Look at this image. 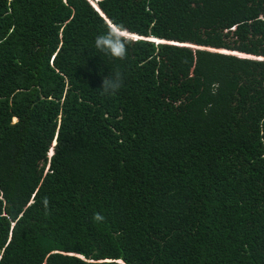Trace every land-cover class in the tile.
<instances>
[{
  "label": "trees",
  "instance_id": "trees-1",
  "mask_svg": "<svg viewBox=\"0 0 264 264\" xmlns=\"http://www.w3.org/2000/svg\"><path fill=\"white\" fill-rule=\"evenodd\" d=\"M0 264H264V0H0Z\"/></svg>",
  "mask_w": 264,
  "mask_h": 264
},
{
  "label": "clouds",
  "instance_id": "clouds-1",
  "mask_svg": "<svg viewBox=\"0 0 264 264\" xmlns=\"http://www.w3.org/2000/svg\"><path fill=\"white\" fill-rule=\"evenodd\" d=\"M126 33L127 29L122 24H114L113 26L108 27L106 32L95 37V50H97L102 55L109 56L115 60H126L128 46L131 43L127 39V37L131 36H126ZM133 37L136 38V36ZM160 42L164 43L163 41ZM124 79V74L119 68L110 72L108 76L103 77L102 79V84L99 88L101 95H115L123 87ZM44 207L47 213L48 201L46 199L44 200ZM93 219L95 221L102 222L104 217L97 213L94 214Z\"/></svg>",
  "mask_w": 264,
  "mask_h": 264
},
{
  "label": "rangeland",
  "instance_id": "rangeland-1",
  "mask_svg": "<svg viewBox=\"0 0 264 264\" xmlns=\"http://www.w3.org/2000/svg\"><path fill=\"white\" fill-rule=\"evenodd\" d=\"M94 4V3H93Z\"/></svg>",
  "mask_w": 264,
  "mask_h": 264
},
{
  "label": "water",
  "instance_id": "water-1",
  "mask_svg": "<svg viewBox=\"0 0 264 264\" xmlns=\"http://www.w3.org/2000/svg\"><path fill=\"white\" fill-rule=\"evenodd\" d=\"M161 43V42H160Z\"/></svg>",
  "mask_w": 264,
  "mask_h": 264
}]
</instances>
